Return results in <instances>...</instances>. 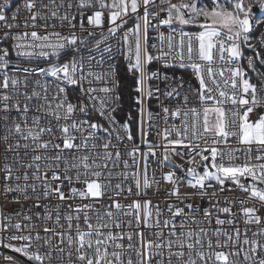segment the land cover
<instances>
[{
    "label": "snow or ice",
    "instance_id": "1",
    "mask_svg": "<svg viewBox=\"0 0 264 264\" xmlns=\"http://www.w3.org/2000/svg\"><path fill=\"white\" fill-rule=\"evenodd\" d=\"M50 20L68 31L48 32ZM163 26L176 35L149 45ZM121 30L125 77L104 67ZM0 41L11 42L0 46V248L30 264H264V0H0ZM168 68L190 69L196 83L185 88ZM228 181L248 195L221 197Z\"/></svg>",
    "mask_w": 264,
    "mask_h": 264
},
{
    "label": "built area",
    "instance_id": "2",
    "mask_svg": "<svg viewBox=\"0 0 264 264\" xmlns=\"http://www.w3.org/2000/svg\"><path fill=\"white\" fill-rule=\"evenodd\" d=\"M57 2H59V0H57ZM173 2H175V0H173ZM12 10H14V6H13ZM61 11H63V10H61ZM73 11H74V10H73ZM8 14L10 15L11 12L9 11ZM89 14H91V13H89ZM107 15H108L107 10H105V16H107ZM161 15H165V14L162 13ZM52 23H56V24H57V27H56L55 29H53L52 27H49V28L47 29L48 32L59 31V32H62V33H66V32L68 31L67 28H61V27H59V21H51V20H50V21H49V24L51 25ZM155 23H156V21H153V24H155ZM131 26H132L131 23H129L128 25H125V28L131 27ZM173 27H174V28H177V29L180 28V26H179L178 24H174ZM25 30H27V31H31V29H23V28L20 29V31H25ZM37 30L40 31V32H43V31H44V29H42V28H38ZM186 30H188V31H192V32L199 31V29H197V28H191V27L186 28ZM96 31H97V35H96L95 39H100V33H99V30H96ZM122 31H123V30H121L120 32H118V33L116 34L115 37L110 38V39L106 42L108 45H111V47H112V52H111L110 54H109V53H104L103 55H104L105 58H107L109 55H111V56L113 57V59H112L111 61H108V60L106 59L105 64H104V67H105V68L107 67V64H108V63H112V64H114L116 67H118V69H120V66H121L122 63L126 64V62L124 61L123 56H122V54H121V52H122V50H123V48H124V46H123V41H122ZM161 32L165 35V37H167L169 34L174 35V36L176 35V33H170L169 28H168L167 26H163V27H161L158 31H154V30H151V29H150V32H149V37H150V39H149V41H148L149 45L155 43V44L157 45V47H160L159 35H160ZM104 34H105V35L108 34V33H107V23L105 24V27H104ZM53 39H54V38H53ZM177 41H178V37H177ZM94 42H95V41L92 40V43H94ZM10 43H11V42H7V43H5V42H3V41H0V46H8V44H10ZM91 46H92V44L90 43V44H89V47H91ZM103 47H105V45L102 44V45H101V48H103ZM163 49H164V51H167V41H166V40H165V43H164V45H163ZM149 51H150V52H153L154 54L156 53V49H152V48H150ZM84 54L87 55V49L84 50ZM92 55L96 56L97 58H100V53H99V52H95V51H94V52L92 53ZM62 59H63V58H62ZM243 63H245V67H246V62H243ZM32 64H33V65L38 64L39 66H46L47 61H44V60H37L36 58H33V60H32ZM150 67L153 68V69H155V68L160 67V65H159L157 62H154L152 65H150ZM97 70H98V69H97ZM161 71L164 72V73H166V74L169 76V78L172 79V80H179L181 77H183L184 80L186 81V83H185V88H187V87L189 86V84H195V83H196L194 77L192 76V73H191V70H190V69L168 68V69H161ZM249 75L253 77L252 82H253V83H256L257 81H256V79H255L254 74L251 73V72H249ZM164 86H165V85H164L163 83H160V87H161L162 89L164 88ZM184 94H185V93H184L183 90H182V95H184ZM166 103H167V101H166ZM189 103H190V104L195 103V101L193 100V98H192L191 96H190ZM151 104H152V111H153V112H159V111H160L159 108H157V107L155 106V105H156V101H152ZM174 104H175V101H173V102H172V105H170V106H174ZM229 107H230V105H229ZM117 116H118V113H117ZM118 118H119V117H118ZM154 121L159 125V127H160L161 129L165 126V125L163 124V121H162L159 117H154ZM170 122H171V121H170ZM174 122L177 123V124H179V120L174 121ZM155 132H156V129H152V130H151V134H150L149 137H148V139L151 140V141H153V142L156 141ZM133 135H134V134H133ZM172 138H175V135H174V134H173V137H172ZM201 146L203 147L204 145L202 144ZM219 147L224 148V149H225V152L227 151V148H226L225 145H220ZM231 147H233V148H237V147H243V146H241V145H237V144H232ZM181 150L184 151V152H187V149H181ZM162 152H163V147H160L159 149H157V156L160 157L161 154H162ZM235 155H236V156H239V159H234V160L232 161V163H233V164H236V165H241V164H243V163H244V156H243V153H242V152H240V153H235ZM187 158H188V157L185 156L184 159H181L180 156L172 155V161H173L175 164H177V165H183L185 169L188 168V167H190V165H188V164L185 163V160H186ZM149 160H150V162L152 163V167L157 168L156 158L149 157ZM197 160H199V157H197ZM218 162H219V158H218ZM223 162H224L226 165L229 163V161H228V159H227L226 156H225V159H224ZM203 163H208V162H203ZM169 170H170L169 167H164V168H163V171H164V172H168ZM173 170H175V171L177 172V175H179V176H183V174H184L179 168H175V169H173ZM159 171H160V169L157 168V173H158V177H157V178H159ZM198 171L202 173V172L204 171L203 166H201L200 168H198ZM249 181H250V178H249L248 180H245V178H243V177L241 178V182H242V183L247 184V183H249ZM77 187H80V185H77ZM167 187H171V186L168 185ZM215 187H216V188H219V185H216ZM261 187H264V185H262ZM225 188H230V189H232V191H231V192H223V193H219V195H220L221 197L228 196V197H230V198L244 199V198L248 195L247 193H243V192H241L239 189H237L236 185L232 184L230 181L226 182V184H225ZM191 191H193V190L190 189V188H186V187H184V186L181 187V192H191ZM209 191H211V189H209ZM153 199L155 200L156 198L154 197ZM174 199H175V198H173V200H174ZM188 202H192V203H194V205H195L196 207L200 208V209H207V208L210 207V205H209V200H208L207 197H204V198L194 197L191 201H188ZM69 203H79V201H69ZM177 203H178V202H177ZM213 203H215V201H213ZM221 203H223V200H221ZM253 203H255V204L257 205V207H259V202H258V201H250L249 204H248L247 206H252ZM161 206L163 207V204H162ZM180 206L183 207L182 204H181ZM19 207H20L19 205H12V206H11V208H19ZM238 207H239V205L237 204V205L233 208V210L235 211L236 208H238ZM39 211L43 212L42 209H40ZM186 211H187V209H186ZM261 211L264 212V209H262ZM198 218H199V214H198ZM62 222H63V221H62ZM33 223L41 225L39 231H40V233H41V236H44V233H43V223H44V222H43L42 220H35V219H34V220H33ZM48 223L51 225L52 222L50 221V222H48ZM239 225H240L241 228H243L244 225H243V220H242V219H240V221H239ZM213 227H215L214 222H213ZM225 227H227V225H225ZM13 231H14V230H13ZM3 235H8V233H4ZM249 235H251V233H249ZM56 241H57V238H56V237H53V244H55ZM13 243H17V242H13ZM0 252H2L3 254L16 256V257H17L19 260H21L22 262L25 261V258H24V257L20 256V255L17 254V253H12V252H10V250H8V249H2V248H0ZM25 262H27V261H25ZM28 263H30V262H28ZM0 264H6V262L3 261L2 257H0ZM24 264H25V263H24Z\"/></svg>",
    "mask_w": 264,
    "mask_h": 264
},
{
    "label": "trees",
    "instance_id": "3",
    "mask_svg": "<svg viewBox=\"0 0 264 264\" xmlns=\"http://www.w3.org/2000/svg\"><path fill=\"white\" fill-rule=\"evenodd\" d=\"M124 67H125V64L122 63L121 66H120V69H119L120 70L119 74H120L121 77H125V75H126L125 72H124ZM131 83H132V79H131L130 76H127L126 81H122V89L124 91V109H123V111L118 113V117L119 118H123L124 117V113L128 111V105L130 103V100L128 98V92L130 91V89L127 88L125 85L126 84L130 85ZM132 113H133V122L131 123V129H132V132H133L134 136H137V134H138V125H137V123L135 121V117H136L135 108L132 109ZM24 263L25 264H30V263L25 262V261H24Z\"/></svg>",
    "mask_w": 264,
    "mask_h": 264
}]
</instances>
